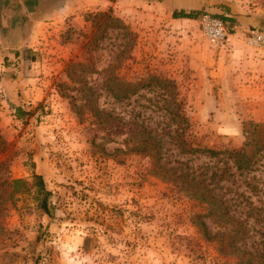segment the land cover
Wrapping results in <instances>:
<instances>
[{
    "label": "rangeland",
    "instance_id": "1",
    "mask_svg": "<svg viewBox=\"0 0 264 264\" xmlns=\"http://www.w3.org/2000/svg\"><path fill=\"white\" fill-rule=\"evenodd\" d=\"M109 2L44 39L29 93L16 102L0 93V264H236L218 252L222 229L206 216L194 191L207 188L235 209L238 193L246 190L238 171L222 155L210 158L180 146L238 149L248 139L249 124L264 123V84L253 88L255 79L251 71H241L239 54L210 46L200 25L201 16H214L220 3L229 12L254 15L256 8L264 10V0H200L194 19L173 18L160 0ZM99 11L110 13L117 26L96 33L88 15ZM228 26L229 38L234 29ZM253 29L258 31L251 27L247 39ZM94 35L101 44L97 50L86 45ZM88 60L95 72L87 81L99 108L113 118L110 124L93 116L80 121L72 105L79 100L64 95H75L64 91L67 64ZM106 77L143 79L146 86L116 99ZM166 82L181 100L186 122H173L166 113L174 98L163 94ZM142 129L156 141L160 163L177 181L156 174L151 156L131 151L128 140ZM33 173L43 175L51 191L49 214L34 188L10 196L3 182L23 178L31 184ZM252 177L258 189L246 191L256 207L248 221L254 227L248 230L249 248L264 242V151Z\"/></svg>",
    "mask_w": 264,
    "mask_h": 264
},
{
    "label": "trees",
    "instance_id": "2",
    "mask_svg": "<svg viewBox=\"0 0 264 264\" xmlns=\"http://www.w3.org/2000/svg\"><path fill=\"white\" fill-rule=\"evenodd\" d=\"M115 2L116 0H109ZM222 12H215L213 15L225 21L226 23L233 22L234 18L232 16H227L225 13L229 12V8L220 3L217 6ZM198 11L190 10L186 11H174L172 12L173 18H192L194 19ZM88 19H91L92 25L96 28V33H101L105 27L113 26L118 20L114 18L110 13L99 11L94 14L88 15ZM99 37L94 35L89 42L86 43L88 47L92 50H97L101 48L100 42H98ZM94 71V64L88 62H78L71 61L66 66V77L68 82L64 84L65 89L75 91V95L68 94L64 92L65 96L70 97L71 100H79V104L73 103V108L78 115L80 121L85 118H90L93 116L98 123H111L113 118L111 115L97 105V95L94 89L89 85L87 75ZM153 78V77H152ZM157 79V78H153ZM143 79L133 82H127L120 80L118 78L106 77L104 83L106 88L109 90L111 95L116 99H126L131 95L136 94L140 89L144 88L146 85L142 83ZM111 83V84H110ZM166 88L169 86V82H166ZM163 94L167 97L169 94L174 96L171 97L172 105L165 108L166 113L170 116L173 122H186L187 118L183 108H181V100L177 98L176 93L170 92V89H164ZM164 102H170L167 98H164ZM15 111L18 116L22 115V110L19 105L15 106ZM252 129L246 131L247 141L245 144L238 149H224L216 150L211 148H200V147H188L180 146L182 152L187 153H201L205 154L210 158L219 157L222 155L227 160L231 161L232 166L238 171V177L242 180V184L245 189L240 191L236 197L239 200L235 209L232 208V204L229 199L225 201L221 198L215 196L207 188L196 189L194 191V198L198 200V204L206 209V216L214 217L218 221L222 231L218 232L217 236V250L220 254L224 256H230L236 260V264H264V242L261 245L252 246L249 248L247 246L248 230L254 229L250 224L249 218L252 216L253 207L252 202L246 195V191L249 193H257V184L253 180L252 172L254 171L255 164L259 159L260 151H264V123H250ZM156 141L152 140V136L149 132L146 133L144 129L138 130L134 136L130 137L128 140V145L131 151L136 153H143L152 157L151 169L157 174L165 176L168 174L166 181L175 182L178 178L172 177V173H167L168 170L165 169L164 165L160 163L159 156L157 155ZM256 145V147L254 146ZM225 171V170H224ZM223 170L219 173L220 176L226 174ZM212 175H215L212 174ZM182 182L186 183V179H182ZM4 184L9 187L10 196L16 193H21L27 191L31 188L35 189V193L38 197L39 206L45 213L49 214L51 205L49 202L51 191L47 188V184L44 180L43 175L33 173L32 182H28L23 178H11L5 179ZM198 183V182H197ZM23 187V189H21ZM203 189V190H202ZM240 208V210H236ZM3 210V202L0 200V212ZM257 211V210H256ZM233 213V214H232ZM237 215V217H234ZM255 220V219H254ZM202 230V234L211 239L207 226L204 221L198 222ZM214 236V235H213Z\"/></svg>",
    "mask_w": 264,
    "mask_h": 264
},
{
    "label": "crops",
    "instance_id": "3",
    "mask_svg": "<svg viewBox=\"0 0 264 264\" xmlns=\"http://www.w3.org/2000/svg\"><path fill=\"white\" fill-rule=\"evenodd\" d=\"M143 1V0H130ZM166 10L190 11L200 9V0H160ZM109 0H0V93L12 102L34 87L40 62L36 57L39 45L48 35L61 31L87 9L107 6ZM202 5V4H201ZM203 7V6H202ZM216 12H222L215 8ZM234 18L233 33L227 38L225 55L237 52L241 71H251L256 89L264 84V40L262 44L246 47L247 31L254 27L264 38V10L256 8L254 15L225 13ZM221 47V48H222ZM238 48H241L240 50ZM223 52V50H221ZM226 57V56H225ZM233 63H239V60ZM249 87V85H248ZM251 87V86H250ZM245 88H247L245 86ZM258 111L260 108L257 109ZM263 111V109L261 110ZM261 115V114H260ZM259 113L254 118L261 120Z\"/></svg>",
    "mask_w": 264,
    "mask_h": 264
},
{
    "label": "built area",
    "instance_id": "4",
    "mask_svg": "<svg viewBox=\"0 0 264 264\" xmlns=\"http://www.w3.org/2000/svg\"><path fill=\"white\" fill-rule=\"evenodd\" d=\"M200 25L202 33L210 46L220 48L225 44L230 34L228 23L218 17L205 14L200 18ZM263 40V36L253 29L250 31L247 42L256 45L262 44Z\"/></svg>",
    "mask_w": 264,
    "mask_h": 264
}]
</instances>
